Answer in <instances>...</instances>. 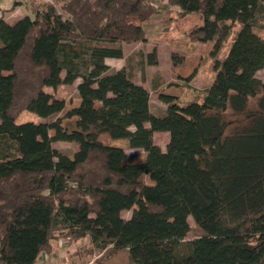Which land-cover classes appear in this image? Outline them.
Returning <instances> with one entry per match:
<instances>
[{"label":"trees","instance_id":"1","mask_svg":"<svg viewBox=\"0 0 264 264\" xmlns=\"http://www.w3.org/2000/svg\"><path fill=\"white\" fill-rule=\"evenodd\" d=\"M169 1L201 14L190 36L213 41L214 76L186 102L159 94L160 115L146 87L105 62L123 56L114 44L145 41V0H68L67 17L45 4L17 26L0 17V264H36L55 241L85 237L133 264H264V38L253 29L264 0ZM147 62H157L154 51ZM77 78L79 103L63 116L15 122L18 101L55 117L65 102L46 88ZM154 132L168 133L165 150ZM102 134L143 158L128 161ZM59 140L77 145L72 157L52 146ZM189 217L201 233L185 240Z\"/></svg>","mask_w":264,"mask_h":264},{"label":"rangeland","instance_id":"2","mask_svg":"<svg viewBox=\"0 0 264 264\" xmlns=\"http://www.w3.org/2000/svg\"><path fill=\"white\" fill-rule=\"evenodd\" d=\"M67 1L0 0V17L3 16L8 23L17 26L18 20L26 15L33 17L35 9H42L45 4L53 5L58 13L67 17L62 8V5ZM145 8L146 18L139 22L146 33L145 41L114 44V46L122 47L123 56L108 58L105 61L110 70L124 67L135 83L146 87L149 91L152 113H161L165 110L166 104L159 98V94H171L179 101L186 102L199 95L208 86L214 76L213 62L215 58L211 55L214 44L213 41L200 42L190 36V31L202 23L200 13L192 12L183 15L181 10L172 5L169 0H145ZM239 26V22L232 25L216 59H223ZM253 29L264 38V20L258 22ZM153 51L157 62L149 64L147 54ZM172 54L180 57L182 62L174 65L171 59ZM191 74V79L185 81L186 77ZM257 76L264 80V70H259ZM79 80L77 78L72 84L59 85L56 89L46 88L52 95L62 98L65 102L64 110L55 117L43 118L33 112L26 111L21 108V101H18L14 105L15 122H49L56 117L63 116L67 110L79 103L76 90ZM50 134H53L52 130H50ZM100 140L108 145L122 147L128 155V161L137 162L143 158L144 151L129 147L126 139H114L107 134H102ZM153 140L162 150H165L169 142V135L167 132H155ZM52 146L69 157H72L77 149V145L70 141H54ZM141 180L148 184L151 183L147 175H142ZM130 214L131 210L122 212V216L125 218H128ZM188 220L190 230L185 240L193 239L201 233L193 219L189 217ZM52 251L43 257L47 264H94L95 260L103 261L105 264H133L129 262L125 251L121 250L113 254L102 251L95 247L88 237L79 239L73 244L55 241Z\"/></svg>","mask_w":264,"mask_h":264},{"label":"crops","instance_id":"3","mask_svg":"<svg viewBox=\"0 0 264 264\" xmlns=\"http://www.w3.org/2000/svg\"><path fill=\"white\" fill-rule=\"evenodd\" d=\"M106 59H108V58H106ZM105 59V60H106ZM106 62V61H105ZM107 63V62H106ZM179 75V74H178ZM151 109V108H150ZM165 110H163V112H164ZM163 112H161V113H154V114H157V115H160V114H163ZM155 133V132H154ZM42 256L44 257L45 256V254H42ZM43 261V262H42ZM48 262V261H47ZM49 263V262H48ZM36 264H47L46 262H44V259L43 258H41Z\"/></svg>","mask_w":264,"mask_h":264}]
</instances>
